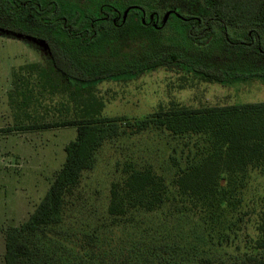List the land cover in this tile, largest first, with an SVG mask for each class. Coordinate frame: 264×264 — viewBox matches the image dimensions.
Masks as SVG:
<instances>
[{"label": "trees", "instance_id": "obj_1", "mask_svg": "<svg viewBox=\"0 0 264 264\" xmlns=\"http://www.w3.org/2000/svg\"><path fill=\"white\" fill-rule=\"evenodd\" d=\"M157 1L0 0V31L43 45L53 63L49 69L35 63L21 68L36 70L38 82L18 80L14 85L15 95L8 105L17 124L0 132L76 128L75 139L64 148L65 161L41 201L19 226L4 230L3 264H128L116 258L111 248L96 255L97 242H88L81 256L71 254L64 246L67 232L62 228L68 218L79 214L72 210L78 207L77 190L83 173L93 169L96 154L106 143L119 138L155 131L181 141L188 151L181 152L184 166L171 182L152 167H144L130 171L121 183H113L107 206L112 226L119 220L132 225L137 215L165 214L163 210L168 206L175 207L180 219L184 214L177 209L174 189L192 202L211 204L214 198L221 202V195L244 188L250 170L264 166V103L198 109L171 105L129 121L103 117L104 102L82 87L119 75L114 68L117 56H102L113 43L120 42L115 32L134 26L160 34L170 19L178 22L172 29L184 49L151 51L136 71L144 70V65H177L216 82L264 77V67L259 65L264 60V0H169V9L164 12L174 11L181 17L170 13L164 26L154 28L141 21V14L158 16ZM180 8L188 14H182ZM253 39L254 43L246 46ZM56 74L81 85L63 84ZM46 94L66 99L55 108L57 114L50 120L36 111L41 106L39 97ZM200 140L206 144L205 152H200ZM170 160L175 163L172 157ZM170 188L173 190L169 196ZM255 232L248 248L236 243L224 245V257L216 248L212 259H197L195 255L192 259L182 258L174 243L165 245L174 253L167 254L166 248H160L167 255L162 257L153 253L155 248L150 244L132 264H264V205L257 214ZM90 237L99 242V235Z\"/></svg>", "mask_w": 264, "mask_h": 264}, {"label": "rangeland", "instance_id": "obj_2", "mask_svg": "<svg viewBox=\"0 0 264 264\" xmlns=\"http://www.w3.org/2000/svg\"><path fill=\"white\" fill-rule=\"evenodd\" d=\"M157 2L161 24L164 11L169 9V0ZM180 9L182 14H188L185 8ZM147 15L149 19L150 14ZM176 26L178 22L170 19L160 34L134 26L114 33L120 42L113 43L111 50L102 56L106 58L110 53L117 56L114 68L119 75L82 84L104 102L103 117L133 121L171 105L198 109L264 103V77L216 82L177 65L151 68L144 65V70L136 71L144 55L151 51L180 52L184 49L180 46V37L172 29ZM32 63L44 69L53 66L43 45L0 31V130L17 124L8 105L10 97L15 95L12 93L14 85L18 80H28L30 84L38 82L36 70H21ZM259 65L264 67V60ZM56 77L69 86L79 84L60 74ZM39 99L41 106L36 111L48 120L57 114L54 110L59 103L66 100L58 94H46ZM75 137V127L0 132V264H3L4 230L19 226L32 213L65 161V146ZM199 142L200 152H205V142ZM182 151L186 153L188 149L181 141L176 142L155 131L106 143L97 152L93 169L82 175L77 190L78 207L72 210L79 214L68 218L62 226L67 232L65 248L81 256L88 249V242H97L96 248H104H95L96 255L111 248L116 258L132 264L134 257L150 244L155 248L153 253L166 257L165 253L174 252L165 245L174 243L180 257L188 259L193 255L197 259H212L216 248L221 249L219 254L224 257L222 248L226 244L236 243L241 248L251 246L256 237L257 214L264 205V166L250 170L244 188H238L237 193L231 195H221V202H217V198L212 199L211 204L192 202L170 188L168 195L173 190L177 209L184 214L180 219L175 207L168 206L163 210L165 214L137 215L132 225L119 220L112 226L113 218L107 214L111 185L121 183L133 169L144 167H152L171 182L184 166ZM169 208L170 213L167 212ZM94 233L99 235V242L91 239ZM85 234L89 237H84ZM152 236L156 240H151ZM160 248H166V252Z\"/></svg>", "mask_w": 264, "mask_h": 264}, {"label": "flooded vegetation", "instance_id": "obj_3", "mask_svg": "<svg viewBox=\"0 0 264 264\" xmlns=\"http://www.w3.org/2000/svg\"><path fill=\"white\" fill-rule=\"evenodd\" d=\"M151 15H153V14H151ZM125 17H126V16H125ZM141 17H142V20H141V21H144V24H146V23H150L151 26L155 25L154 28H159V27H161L159 16L153 15L152 19H150V18L148 19V18H147V17H148L147 13L144 12L143 15L141 14ZM123 20H125V18H123ZM184 20H186V19H184ZM187 20H189V19H187ZM161 22H162V20H161ZM163 26H164V25H163ZM249 36H250V35H249ZM251 43H254V39L251 40V42H246V46H249V44H251ZM257 52L259 53V55H262V54H263V51L260 50V49H259Z\"/></svg>", "mask_w": 264, "mask_h": 264}, {"label": "water", "instance_id": "obj_4", "mask_svg": "<svg viewBox=\"0 0 264 264\" xmlns=\"http://www.w3.org/2000/svg\"><path fill=\"white\" fill-rule=\"evenodd\" d=\"M127 11L128 10H125L124 13H123V18H125L126 14H127ZM170 13H173L176 17L180 18L181 16L177 13H175L174 11H170V12H167L164 16H163V19H162V22H161V26H163L167 20H168V17L170 15ZM153 15H149V18L152 19ZM144 23V21H142ZM153 27H155V25H153Z\"/></svg>", "mask_w": 264, "mask_h": 264}]
</instances>
